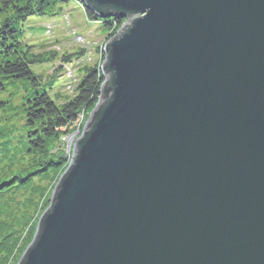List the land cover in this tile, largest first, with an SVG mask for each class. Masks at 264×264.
I'll use <instances>...</instances> for the list:
<instances>
[{"label": "water", "instance_id": "1", "mask_svg": "<svg viewBox=\"0 0 264 264\" xmlns=\"http://www.w3.org/2000/svg\"><path fill=\"white\" fill-rule=\"evenodd\" d=\"M126 19L17 264H264V0H77Z\"/></svg>", "mask_w": 264, "mask_h": 264}, {"label": "rangeland", "instance_id": "2", "mask_svg": "<svg viewBox=\"0 0 264 264\" xmlns=\"http://www.w3.org/2000/svg\"><path fill=\"white\" fill-rule=\"evenodd\" d=\"M5 16V14L0 16V22ZM120 21V25L107 29L101 21H89L80 2L68 1L62 5L57 4L48 15L28 18L22 26L19 41L26 54H32L36 58V62L30 67L31 70L40 76L42 83L46 80L50 81V85L45 87L49 95L55 99L70 98L75 95L83 70L97 64L101 65L105 42L111 34H115L120 29L126 19H120ZM80 50H84L80 58H74L69 63H62L63 54ZM2 81L5 84V90H0V179L6 180L13 174H23L34 168H41L39 164L34 167L28 165L31 166L33 161L39 162L40 158L45 156L39 157L34 153H26L24 147L23 134L26 124L24 112L21 114V109L23 110L24 107L20 100L24 101V98L32 93V87L15 80ZM93 108L94 106L79 115L78 120L72 125V134L65 137H79ZM69 138L64 140L63 136L58 140L59 142L51 146L50 152H53L54 159L57 153L65 156V160L60 162L55 174L52 176L49 173L37 174L33 179L34 184L28 186L31 188L26 189V193L19 197L25 207L34 212L30 224L33 220L37 224L39 216L48 207L52 190L68 165L72 149V146L67 149ZM23 211V207L13 210L5 218V223L10 224L9 228L17 229L16 224L25 220V215L29 213L24 214ZM34 232L28 243L26 240L18 245L6 264H17L23 251L31 242Z\"/></svg>", "mask_w": 264, "mask_h": 264}, {"label": "trees", "instance_id": "3", "mask_svg": "<svg viewBox=\"0 0 264 264\" xmlns=\"http://www.w3.org/2000/svg\"><path fill=\"white\" fill-rule=\"evenodd\" d=\"M68 1L75 0H0V16L6 15L0 22V90L5 86L2 80L7 79L32 87V93L23 97L24 101L20 100L24 107L21 114L24 112L26 124L23 134L24 147L26 153L45 156L37 163L31 160L33 164L28 165L34 167L39 164L41 168H34L23 174H13L6 180L0 179V264H6L21 242L27 240L28 243L35 230L36 222L33 220L30 224L34 212L29 211L19 197L26 193V189L31 188L28 186L34 184L33 179L37 174H55L65 156L57 153L54 159L53 152H50L51 146L61 137L72 134V125L79 115L94 106L99 97L102 83L100 64L83 70L73 97L55 99L45 89L50 85V81L42 83L40 76L30 68L36 58L32 54H26L19 41L22 26L28 18L48 15L57 4L62 5ZM84 13L89 21H101L107 29L121 24L117 17L100 18L85 7ZM83 53L84 50L63 54L61 61L69 63L74 58H80ZM7 148L8 146L5 150ZM22 167L24 168V165ZM21 207L24 214H29L25 215L23 222L16 224L17 229L9 228L10 224L5 223V218Z\"/></svg>", "mask_w": 264, "mask_h": 264}, {"label": "built area", "instance_id": "4", "mask_svg": "<svg viewBox=\"0 0 264 264\" xmlns=\"http://www.w3.org/2000/svg\"><path fill=\"white\" fill-rule=\"evenodd\" d=\"M69 137H64V140H67ZM70 139V138H69Z\"/></svg>", "mask_w": 264, "mask_h": 264}]
</instances>
